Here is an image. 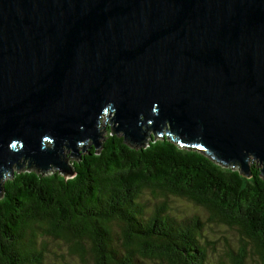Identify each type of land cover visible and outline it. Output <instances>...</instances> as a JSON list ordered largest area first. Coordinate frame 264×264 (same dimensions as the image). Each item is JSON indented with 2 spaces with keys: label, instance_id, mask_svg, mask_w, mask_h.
<instances>
[{
  "label": "water",
  "instance_id": "95a60500",
  "mask_svg": "<svg viewBox=\"0 0 264 264\" xmlns=\"http://www.w3.org/2000/svg\"><path fill=\"white\" fill-rule=\"evenodd\" d=\"M107 120L264 179V0H0V200L13 168L75 176Z\"/></svg>",
  "mask_w": 264,
  "mask_h": 264
},
{
  "label": "trees",
  "instance_id": "16d2710c",
  "mask_svg": "<svg viewBox=\"0 0 264 264\" xmlns=\"http://www.w3.org/2000/svg\"><path fill=\"white\" fill-rule=\"evenodd\" d=\"M110 133L99 154L93 146L72 162L73 177L12 172L0 201V264H46V237L69 244L85 264H209L201 242L207 225L237 232L241 242L229 252L232 264L254 255L264 264L261 166L253 162L246 177L178 147L166 133L163 140L152 133L140 148ZM148 190L155 200L150 213ZM176 198L196 211L178 216L171 210Z\"/></svg>",
  "mask_w": 264,
  "mask_h": 264
},
{
  "label": "rangeland",
  "instance_id": "374dc122",
  "mask_svg": "<svg viewBox=\"0 0 264 264\" xmlns=\"http://www.w3.org/2000/svg\"><path fill=\"white\" fill-rule=\"evenodd\" d=\"M110 131H112V128L110 125V121L107 120L104 127L102 142L105 141L107 135L111 134ZM164 133H166V129ZM92 144L93 141L89 142L87 144V147L89 146V148H92L91 147ZM79 151L82 153V148H80ZM71 153H72L71 149L68 148L65 149V155H66L65 158H69ZM76 161H77L76 159H69L68 163L72 165V162H76ZM253 162L257 166L259 167L261 166V163L259 161L251 158L250 165H252ZM16 170H17L16 168H13L12 172ZM9 179L10 177L7 173V175H5L4 177L3 184L5 185V182ZM144 199H148V201H150V203L148 204V212L150 213L153 210V206H154L153 204L155 203V200L149 190L144 193ZM195 209L197 208L184 199L176 198L172 201L171 210L172 212L176 213L178 216H182V215L191 216L194 213V211H196ZM198 210L200 209L198 208ZM203 218L205 219V216H203ZM115 230L118 232L119 227L115 226ZM46 239L48 241V249H47L48 251L46 252V256L44 259L46 264H85L81 261L78 255L71 252L69 244L64 243L62 240H55L51 237H46L45 240ZM201 242L208 250L209 264H232L230 260L229 252L231 249L237 250L239 248V244L241 241L239 236L237 235V232L232 229H229L222 225H207L204 230V237L202 238ZM146 262L148 264H163L161 261L158 260L155 261L151 260ZM86 264H91V261ZM246 264H262V263L258 255H254V256H249Z\"/></svg>",
  "mask_w": 264,
  "mask_h": 264
}]
</instances>
